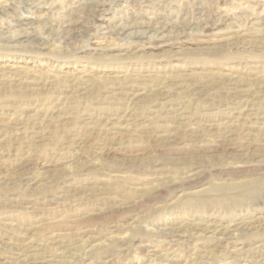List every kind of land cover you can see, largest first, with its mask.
<instances>
[{
	"label": "rangeland",
	"instance_id": "rangeland-1",
	"mask_svg": "<svg viewBox=\"0 0 264 264\" xmlns=\"http://www.w3.org/2000/svg\"><path fill=\"white\" fill-rule=\"evenodd\" d=\"M110 2L0 0V264H264V0Z\"/></svg>",
	"mask_w": 264,
	"mask_h": 264
},
{
	"label": "bare ground",
	"instance_id": "bare-ground-1",
	"mask_svg": "<svg viewBox=\"0 0 264 264\" xmlns=\"http://www.w3.org/2000/svg\"><path fill=\"white\" fill-rule=\"evenodd\" d=\"M84 2H85V4H87L88 5V9L91 11V12H93V17H95V18H98V16H99V14L102 12L101 10V12L98 14V10H96V12H95V10L93 9V7H91L92 6V3L94 2V1H96V0H83ZM113 2V0H111V2L110 3H112ZM31 8H33V6H31ZM98 8V7H97ZM87 10V9H86ZM89 10H87V11H89ZM9 11V9H8V7L7 6H5V5H0V12L1 13H7ZM85 15V14H84ZM29 18V16H26L24 19H28ZM260 18V17H259ZM21 19H23V18H21ZM91 19V18H90ZM35 21L32 19L31 20V22L30 23H34ZM191 22H192V20H187L186 22H185V25L186 26H188L189 24H191ZM65 23V22H64ZM128 26H123L122 27V29L124 30V29H126ZM164 27L163 26H160L159 24H156L155 25V29L156 30H161V29H163ZM127 31V30H126ZM153 32V31H152ZM143 35V34H142ZM20 38H24V35L22 34V35H20L19 36ZM146 38V37H145ZM221 227V226H220ZM169 230V229H168ZM203 230V229H202ZM208 230L209 231H212V233H214V234H216V235H219V232H221V231H223V229H219L218 227H214V228H212V227H209L208 228ZM173 231V230H172ZM198 231H199V229H198ZM173 232H175V231H173ZM173 232H170L171 234L173 233ZM178 232H180V231H178ZM181 232H183V231H181ZM199 232H201V230L199 231ZM184 233V232H183ZM222 233V232H221ZM207 234V233H206ZM165 239V238H164ZM169 254V253H168ZM168 254H166L165 256H167ZM154 256V255H153ZM155 256H158L159 258H160V260H161V255H155ZM170 257V256H169ZM148 260H150V264H152L153 262H154V259H151V257L150 258H148ZM242 263V262H241Z\"/></svg>",
	"mask_w": 264,
	"mask_h": 264
}]
</instances>
